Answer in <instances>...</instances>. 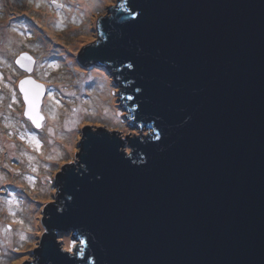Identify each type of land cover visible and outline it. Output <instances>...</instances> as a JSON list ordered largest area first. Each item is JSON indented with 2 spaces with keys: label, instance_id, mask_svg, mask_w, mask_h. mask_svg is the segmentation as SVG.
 Instances as JSON below:
<instances>
[{
  "label": "water",
  "instance_id": "water-1",
  "mask_svg": "<svg viewBox=\"0 0 264 264\" xmlns=\"http://www.w3.org/2000/svg\"><path fill=\"white\" fill-rule=\"evenodd\" d=\"M104 1L78 63L110 66L147 134L126 154L120 132L86 127L25 264H264V0ZM30 58L18 91L39 130Z\"/></svg>",
  "mask_w": 264,
  "mask_h": 264
},
{
  "label": "rangeland",
  "instance_id": "rangeland-1",
  "mask_svg": "<svg viewBox=\"0 0 264 264\" xmlns=\"http://www.w3.org/2000/svg\"><path fill=\"white\" fill-rule=\"evenodd\" d=\"M52 1L0 0V171L5 170L0 179V264L36 262V250L47 233L46 210L50 203L56 205V175L77 161L86 127L120 132L126 154L131 152L127 140L147 132L124 109V88L108 70L95 65L82 69L77 63L82 49L97 39V21L108 15L105 1L55 0L64 4L63 11L55 10ZM83 5L88 16L78 11ZM81 37L83 42H74ZM23 54L33 59L31 77L47 87L39 133L23 116L18 84L28 74L16 64ZM46 117L56 125L58 137H65L63 131L70 134L69 147L45 166L37 158L50 140L45 137L53 136L45 130ZM53 233H59L64 251L77 252L71 232Z\"/></svg>",
  "mask_w": 264,
  "mask_h": 264
},
{
  "label": "bare ground",
  "instance_id": "bare-ground-1",
  "mask_svg": "<svg viewBox=\"0 0 264 264\" xmlns=\"http://www.w3.org/2000/svg\"><path fill=\"white\" fill-rule=\"evenodd\" d=\"M100 1L101 0H97V3H99ZM70 5H72V4H70ZM72 9H76V7L72 6ZM78 11H82V12H84L85 16H88L89 9L87 8V6L83 5L82 9L81 10L78 9ZM88 21L89 20H85V23L87 24ZM83 27H85V25ZM91 32H94V31L92 30ZM84 40H85V38L81 37V38L76 39L74 42H76V41L83 42ZM46 94H47V91L45 92V96H46ZM60 112L62 113L63 111L61 110ZM44 119H45V117H44ZM46 120L47 121H46V126H45L46 129L45 130H47L48 134L52 132L53 136L52 137L49 136L47 138L45 137V140H47V139H50V140H47V143H45V146H44V147H46L45 150L43 149L44 147L40 148V151H42L43 154L38 155L39 157L37 158V160L40 161L41 164H43L45 166L48 163H50L52 160H54L62 152H64L66 150V147L67 148L69 147L68 137L70 134V132L68 133V131H63V135H65V137H60V136L58 137V135H61V134L56 129V125H55V127H53L54 122L52 120H48L47 117H46ZM0 138H3V136H0ZM53 138H55V139H53ZM2 146H3V143L0 144V147H2ZM79 146H80V144L77 145V147H79ZM47 157H50L51 160L45 161ZM40 158H41V160H40ZM22 165H24V164H22ZM35 166L38 168V166L36 164H35ZM6 168H9V167L6 166ZM4 172H5L4 169H2L0 171V179L3 176ZM65 245H66V243H65Z\"/></svg>",
  "mask_w": 264,
  "mask_h": 264
},
{
  "label": "trees",
  "instance_id": "trees-1",
  "mask_svg": "<svg viewBox=\"0 0 264 264\" xmlns=\"http://www.w3.org/2000/svg\"><path fill=\"white\" fill-rule=\"evenodd\" d=\"M101 68H104V69H106V70H108L109 71V73L111 74L112 73V70L110 69V66H101ZM123 87V86H122ZM128 111V110H127ZM129 112V111H128ZM131 120V119H130ZM140 128V127H139ZM141 129V128H140ZM59 179H58V176L56 175V180H55V187H56V189H57V194L55 195L56 196V201H57V196H58V193H59V189H60V187H59ZM77 254V253H76Z\"/></svg>",
  "mask_w": 264,
  "mask_h": 264
},
{
  "label": "snow or ice",
  "instance_id": "snow-or-ice-1",
  "mask_svg": "<svg viewBox=\"0 0 264 264\" xmlns=\"http://www.w3.org/2000/svg\"><path fill=\"white\" fill-rule=\"evenodd\" d=\"M53 2H55V0H53ZM37 7H39V4H37ZM129 67H131L132 65L131 64H129L128 65ZM25 83H29V81H24V82H22V85L23 84H25ZM39 87V86H38ZM27 96H28V93H27V90H25V97L27 98ZM39 126V125H38ZM71 250V248H69V251Z\"/></svg>",
  "mask_w": 264,
  "mask_h": 264
},
{
  "label": "flooded vegetation",
  "instance_id": "flooded-vegetation-1",
  "mask_svg": "<svg viewBox=\"0 0 264 264\" xmlns=\"http://www.w3.org/2000/svg\"><path fill=\"white\" fill-rule=\"evenodd\" d=\"M64 10V4H63V8L60 10V11H63ZM94 31V30H93ZM97 37H98V35H97ZM88 68V67H87ZM25 76H26V74H25ZM33 76V75H32ZM46 91H47V87H46ZM41 110H42V108H41ZM44 124V123H43ZM43 126V125H42ZM42 129V128H41ZM35 133H39V131L40 130H33Z\"/></svg>",
  "mask_w": 264,
  "mask_h": 264
},
{
  "label": "clouds",
  "instance_id": "clouds-1",
  "mask_svg": "<svg viewBox=\"0 0 264 264\" xmlns=\"http://www.w3.org/2000/svg\"><path fill=\"white\" fill-rule=\"evenodd\" d=\"M147 134V133H146ZM143 136H146V135H143ZM80 153H81V151H80ZM79 154V153H78Z\"/></svg>",
  "mask_w": 264,
  "mask_h": 264
},
{
  "label": "built area",
  "instance_id": "built-area-1",
  "mask_svg": "<svg viewBox=\"0 0 264 264\" xmlns=\"http://www.w3.org/2000/svg\"><path fill=\"white\" fill-rule=\"evenodd\" d=\"M77 246V245H76Z\"/></svg>",
  "mask_w": 264,
  "mask_h": 264
}]
</instances>
